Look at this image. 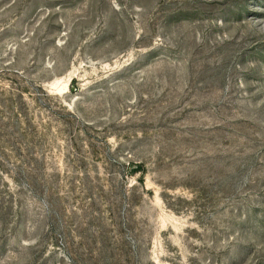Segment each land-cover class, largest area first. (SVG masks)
Wrapping results in <instances>:
<instances>
[{
	"label": "rangeland",
	"instance_id": "1",
	"mask_svg": "<svg viewBox=\"0 0 264 264\" xmlns=\"http://www.w3.org/2000/svg\"><path fill=\"white\" fill-rule=\"evenodd\" d=\"M0 264H264V0H0Z\"/></svg>",
	"mask_w": 264,
	"mask_h": 264
}]
</instances>
